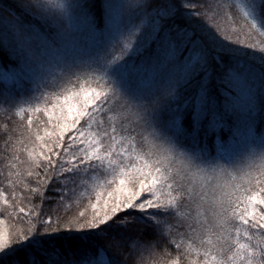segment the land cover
Listing matches in <instances>:
<instances>
[{"label": "snow or ice", "instance_id": "6c2138e0", "mask_svg": "<svg viewBox=\"0 0 264 264\" xmlns=\"http://www.w3.org/2000/svg\"><path fill=\"white\" fill-rule=\"evenodd\" d=\"M96 3L27 0L23 6L48 30L16 19L0 31L10 37L15 58L7 71L35 84L50 126L35 136L39 151L29 153L30 167L43 168L44 175L35 173L37 186L27 187L43 195L56 179L66 193L73 176L107 173L91 214L82 209L57 223L63 234L110 229L112 235L107 245H78L70 258L56 245L48 216L40 229L21 230L15 239L0 232V264L6 258L9 264H121L113 249L129 240L144 249L158 242L127 237L122 230L136 221L151 229V237L171 238L175 254L162 264H264V136L246 149L259 164L242 173L241 157L225 161L205 144L235 121H254L257 98H264V67L257 88L240 51L195 26L194 0H102V22ZM238 6L251 29L259 24L264 31V0H239ZM9 96L6 85L0 87V104L11 106ZM27 122L31 129L32 115ZM93 125L95 132L81 130ZM146 135L152 146L139 152L137 137Z\"/></svg>", "mask_w": 264, "mask_h": 264}, {"label": "trees", "instance_id": "16d2710c", "mask_svg": "<svg viewBox=\"0 0 264 264\" xmlns=\"http://www.w3.org/2000/svg\"><path fill=\"white\" fill-rule=\"evenodd\" d=\"M26 3L27 0H0V18L4 15L8 18L10 17V21H12L10 22L11 24L14 23L16 19H21L25 22L26 26L30 25L38 32L41 31V28L48 30V24L43 21H37L30 11L23 6ZM194 3L199 12V15L195 17V26L209 38L215 37L225 44L230 45L233 49H238L241 53L242 60L254 69L256 79L258 78L259 80L261 68L264 66L256 63L250 57L253 55L262 59L263 54L261 51H258L255 55L254 51L250 52L248 50L247 46H251L254 41L251 38L244 18H241L242 16L240 17V12L235 3H230L226 0H194ZM93 11L98 20L102 22L104 18L102 0H97ZM182 15H186V13H182ZM1 24L4 23L0 21V29L4 27V25ZM3 32L4 31H0V42L3 43V47H0V87L6 85L9 90V101L11 106H9V104H0V193L4 192L6 189L5 187L7 186L5 185L10 187L12 185L15 198L14 200L13 197L11 199L12 193L11 190H8L10 191L8 198L12 203L9 202L8 205H3V203L0 204V213H3L5 219L16 221L19 219V212L17 209L21 207L20 198L25 194L26 186L24 185L31 176L27 173L29 171L35 172L33 168H30V170L25 173L22 168L24 163L23 160L25 156H27L31 164L34 157L30 156L29 153L39 151V149H34V145L37 144L35 136L37 132H39L40 135H44L43 129L50 126L46 124L47 119L43 117V110H40L39 113H36L37 111L29 112L27 110L28 107L35 109L39 106L41 109L46 106L45 101L40 97V93L38 91L35 93L33 92L35 84L28 81L27 77H25L23 81H20L17 79L15 72L7 71L8 68L13 67L15 58L10 55V37H8V35L2 36ZM143 83H147V81L145 80ZM78 85L79 84H76V87ZM258 87L259 85H257V88ZM49 91L51 92L52 90L49 89ZM52 102L50 97L47 103L50 104ZM19 107H25V112L17 114L16 109ZM237 107L240 112H243L246 107V101L241 98L237 102ZM29 114L33 117L31 129H29L27 122ZM254 116L255 119L251 122L250 126L246 125L243 120H238L232 125L225 126L223 133H221L219 137L209 136L207 138L205 141L206 146L210 150H214L218 156L223 157L225 161H230L234 157L244 154L241 152L246 151L245 148H249L252 144H245L246 147L239 150L240 146L236 145L235 142L239 140L240 134H246L244 135V139L247 141H249V139L254 140L252 138L255 137L256 143H258L260 136H264V98H257ZM97 119L99 120L100 117L98 116ZM41 121H44V123L41 124ZM104 121L105 126H107V116H104ZM83 123L84 121L82 120L81 124ZM81 130L87 135L89 132L96 131V125H93L91 129L85 127ZM247 131L249 132L248 135H251V137H248ZM45 140H47L46 136ZM151 146L152 140L150 136L146 135L144 140H140L139 137H137L136 148L139 152L147 151ZM29 148H32V150L27 154L26 150H29ZM236 150L239 152L236 153ZM40 173L44 174L43 168L40 169ZM48 174L51 175V170ZM107 175V173L98 170L96 172H89L87 175L81 173L80 175L73 176L72 180L75 181V185L71 182L68 183L70 190L66 193L64 192V201L71 206L75 205L77 201H80L77 203L78 205L75 206L88 207L86 210L89 211L91 209L90 202H95L96 192L103 191L107 187L104 183ZM9 180L12 181L11 184L7 183ZM53 180L55 181L54 183L60 186L58 180ZM17 181H19V183ZM52 181L47 186L43 195L38 192V196L36 197L34 212L38 213V215L33 216L32 226H35L37 229L41 228V212L44 204H46V196L51 192L50 188L52 187ZM101 203H103V201H101ZM64 209V207L61 209L59 216H63L64 211L62 210ZM91 212L92 209L89 214H91ZM129 219H131V217H129ZM169 220L171 221L172 218H169ZM51 228L56 230V232L52 233V235L55 236L56 245L65 251L70 258L73 254V250L78 245L83 246L89 243L97 246L107 245L112 235L110 229H106L101 233L86 230L90 232V235L73 236L71 233L63 234L65 230L60 229L57 225ZM122 231H125L127 237L157 239L158 242L151 248L144 249L136 246L129 240L121 249H113V252L117 255V259L121 261V264H162V262L170 260L172 255L175 254L174 246L169 243L170 237L167 239L151 237L149 235L151 229L146 228L145 224L141 221H136L127 230ZM57 232L61 234L57 235ZM41 234H43L42 231L38 233V235ZM15 259L16 256L13 255L11 260L14 261ZM5 264H9L7 258Z\"/></svg>", "mask_w": 264, "mask_h": 264}, {"label": "rangeland", "instance_id": "374dc122", "mask_svg": "<svg viewBox=\"0 0 264 264\" xmlns=\"http://www.w3.org/2000/svg\"><path fill=\"white\" fill-rule=\"evenodd\" d=\"M226 1L230 2V3L231 2L235 3V5L237 6V8H238V10L240 12V17L242 16L241 18H244L243 14L240 11V8L238 6L239 0H226ZM10 20H11L10 17L8 18L6 15H4L2 18H0L1 23H4V24H1V25H11L10 22H12V21H10ZM246 25H247L248 31H249V33L251 35V38L254 41L253 44L257 45V47H252V45H253L252 44L251 46H247V47H248V50L250 52L254 51V53L256 55L258 51H261V46H264V31L261 30V27H260L259 24L257 25V27L255 29H251L249 24H246ZM6 35L7 34L5 32L2 33V36H6ZM261 52L263 54L262 57H264V51H261ZM250 58L253 59L256 63L264 66V59L262 60V59H260L258 57L253 56V55ZM256 80H257L256 81V85H259L258 78ZM92 86H95V85L93 84ZM79 87H80V85H78L76 88H79ZM241 98H243L246 101V99L244 97H241ZM51 101H52V99H51ZM44 108H41V110H43ZM36 113H39V112H36ZM43 117L44 118L46 117V119H48V117L44 114V111H43ZM248 134H249V132L247 131V135ZM244 135H246V134H243V135L240 134L239 135V140L235 142L236 145L240 146L239 150H242L244 147H246L245 144H249L250 145V144L254 143V140H250V139H249V141L245 140L244 139ZM248 137H251V135L250 136L248 135ZM256 141H258V140H256ZM29 147H30V144H29ZM31 147H32V145H31ZM245 149H247V147ZM31 150H32V148H29V150L27 149L26 153L28 154L29 151H31ZM235 152L238 153L239 151L236 150ZM241 153H244V154L239 155V157H241V164H240V172L241 173L244 172V171H247L248 165L251 164L253 166H256V165L259 164V161H254L252 159V157H250L246 151H244V152L242 151ZM23 161H24V163H23L22 168H23V170L26 173L31 168L30 167V162H29V159H28L27 156H25ZM33 169H34L35 172H33V175L30 176V178L26 181L27 183H25V185H24V186H26L25 187V194L26 195L24 194L20 198L21 207H24L26 210H29V211H34L35 203H36V197L38 196V192L37 193H32L30 191V188L27 187V186H31V187H36L37 186L38 177L35 176V173H37V172L40 173V169L41 168H33ZM40 175L43 176L44 174L40 173ZM237 175L239 176L240 173H238ZM23 180H25V179H23ZM54 182L55 181L53 180L52 181V187L50 188L51 192L49 193L48 196H46V199H45V203L46 204H44V207H43L42 212H41V217H40V221L42 222L48 216H51L53 222L51 223L50 227H53L55 225L59 226V223H63L66 220L73 219L77 215V213L80 211L79 209L88 208V207H84V206L83 207L82 206H75V205H78L77 203H79L80 201H77V203L75 205H72V206L68 205V203L65 202L64 199H61V197H63L64 192L59 191L60 186H58V184H56ZM40 183H42V181ZM5 186H7V187H5L6 189L4 188L5 189L4 192L0 193V204L3 203V205H6V204H4V200L5 199H7L10 203H12V201L8 198V194H10L9 193L10 191H8V190H11V193H13V187H12V185H11V187L8 186V185H5ZM12 197H13V200H14L15 197L13 195H11V199H12ZM30 205L33 206V207L30 208L29 207ZM63 207L65 209L62 210V211H64V213H63V216L61 217V216H59V214H60V211H61V209ZM90 210L87 211V212L89 213ZM4 217L5 216H3V213L1 212L0 213V232L7 233L13 239L16 238V234L19 231H21V230L27 231V229L29 227H32L33 216H29V215H27V213H19V219L16 220V221L7 220ZM57 221L59 223H57Z\"/></svg>", "mask_w": 264, "mask_h": 264}]
</instances>
